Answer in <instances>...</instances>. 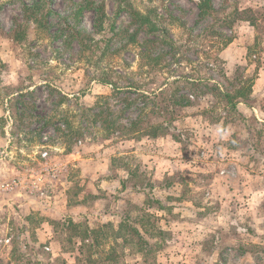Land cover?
Here are the masks:
<instances>
[{
    "label": "rangeland",
    "instance_id": "374dc122",
    "mask_svg": "<svg viewBox=\"0 0 264 264\" xmlns=\"http://www.w3.org/2000/svg\"><path fill=\"white\" fill-rule=\"evenodd\" d=\"M33 1L0 0V264H77L68 219L131 223L149 242L109 236L102 264H264V0H211L215 19L202 21L198 0H131L160 28L134 40L93 27L91 3L112 18L114 0H48L41 27L21 10ZM129 22L122 11L114 28ZM211 24L236 42L220 51ZM223 50L239 62L227 68ZM101 71L121 90L97 82ZM179 76L211 81L159 93ZM248 77L254 96L239 112L205 89ZM173 90L189 100L174 105ZM142 107L141 127L163 120L164 134L118 127Z\"/></svg>",
    "mask_w": 264,
    "mask_h": 264
},
{
    "label": "trees",
    "instance_id": "16d2710c",
    "mask_svg": "<svg viewBox=\"0 0 264 264\" xmlns=\"http://www.w3.org/2000/svg\"><path fill=\"white\" fill-rule=\"evenodd\" d=\"M33 1V0H32ZM115 3V9H114V15L112 18L107 16L105 13V7L104 3L102 4H93L91 3V8L94 11L93 14V27L95 28L96 32L99 33H111L114 37H120V39H129L134 40L138 31L140 29H147L149 33L156 32L160 28L157 24V19H152L149 14L152 10L149 8H146L144 10H139L135 7H133V4L131 0H114ZM50 5L48 3V0H37L31 2V4H24L23 8L21 9L24 15L25 19H31L37 27L42 26V21L44 20L45 16L50 12ZM125 12L127 15L131 18V22L124 26L122 29L115 30L114 28V22L115 17L120 12ZM197 17L200 21L208 19H215V8L213 7V3L211 0H198L197 2ZM245 20H248L246 18H243ZM132 24H136L133 32H129L130 26ZM208 30L212 28L211 32L212 36L217 38L215 41H212L213 44H218L219 50L221 51L224 46H226L230 41L231 38L227 37L223 31L215 30L214 27L211 25H207ZM27 29V24L16 22L14 25V28L11 33V38L15 42H20L22 39V36H25ZM162 29V28H161ZM165 30V29H162ZM163 33V32H162ZM159 36V34H158ZM163 36H165L163 34ZM171 43L170 39H163V44H167V42ZM94 42L98 43V40H94ZM151 45L152 43L157 42L156 40H150L148 41ZM152 42V43H151ZM80 44H84L82 40H80ZM220 58L218 56L215 57V59ZM156 60V59H154ZM221 60V59H219ZM238 73V71H236ZM223 75L225 74L222 72ZM221 73V75H222ZM103 75V76H102ZM104 75H108L107 72L101 71L100 74L95 75L97 77V82L99 83H108L113 84V90L119 91L121 90V87L117 86L114 81H111L110 79H105ZM182 76L173 78L171 81H165L163 79L162 86L165 84L163 88L160 89L161 86H159L157 89H159V93L162 95L165 91V88L172 89L173 85L180 84L181 82H187L188 80L193 86H196L197 88L198 84L201 82H208L211 81L210 78L208 79H201L199 78H192L189 79L188 77ZM252 78L248 77L246 80L239 78L237 79V85H233L232 89H227L226 87H222L218 83H212V84H206L205 89L206 91L212 90L218 92L219 95H222V97L225 100V105L228 106L229 110L239 112L240 106H249L250 100L252 98V88L251 84L247 81H250ZM156 89V90H157ZM136 90V89H135ZM139 97H141V100L146 104L148 103L147 99L148 97L145 96L144 91H137ZM154 96L157 94L152 93ZM146 97V98H144ZM174 105L181 104L182 100H189V97L186 95H177V93L173 90L169 96V99ZM142 102V101H141ZM145 107L140 108V113L137 115V118L135 120H130L128 123V126H125L122 123L118 124V127L122 128L125 132H128L133 127V132L142 131L143 134L149 136V137H156L158 135L164 134L166 132L164 121H158V120H150L146 124V126L141 127L142 122L141 120V114H144ZM95 117H98L101 120V123L105 124V128H109V126H113L114 124H117V120L111 119L108 120L106 116L101 115V111H99L97 114H95ZM159 116H154L153 119H157ZM264 125V121H262ZM140 126V127H139ZM68 229L71 233H69L68 242H72L71 238L72 236H79V245L76 247L78 255L76 257L77 264L83 261V264H102L105 262V260H112L111 257L105 256L107 253H103L101 251V246L104 243L105 240L109 239V236H113L114 239L122 238L123 243H129L131 246L133 244L137 246L138 248L141 247L142 244L148 245L149 242L143 234L138 230L137 227H135L131 223L126 222H120L118 225L114 226L112 223H105L98 225L94 228H91L89 226H83L82 228H79L80 225L78 223H74L71 219L67 220ZM59 223V222H57ZM60 224V223H59ZM144 227V224L143 226ZM112 249V248H111ZM109 253V252H108ZM111 258V259H110ZM112 262V261H111ZM116 262V261H113Z\"/></svg>",
    "mask_w": 264,
    "mask_h": 264
},
{
    "label": "crops",
    "instance_id": "0c3cea01",
    "mask_svg": "<svg viewBox=\"0 0 264 264\" xmlns=\"http://www.w3.org/2000/svg\"><path fill=\"white\" fill-rule=\"evenodd\" d=\"M234 42H236V40L234 41V40H232V42L230 41L229 43V47L230 46H232V44H234ZM247 44H249L248 43V41H247ZM226 50V49H225ZM225 50H223L222 52H221V57L224 59V60H226V65H227V68H229V67H232L233 65H235L236 63H238L239 62V60L237 59V57L236 56H232V57H228L227 58V56L224 58V52H225ZM238 50H239V52H241L242 51V49H240V48H238ZM244 60V59H243ZM242 62V61H241ZM240 62V63H241ZM253 96H254V90H253V92H252V98H253ZM241 110V109H240Z\"/></svg>",
    "mask_w": 264,
    "mask_h": 264
},
{
    "label": "built area",
    "instance_id": "2783aa9c",
    "mask_svg": "<svg viewBox=\"0 0 264 264\" xmlns=\"http://www.w3.org/2000/svg\"><path fill=\"white\" fill-rule=\"evenodd\" d=\"M12 181H13V180H12ZM12 181H11V182L9 181V182L5 183V184H4L5 187H7V188H9V187H13V186H12ZM13 184L16 185V184H17V181H13ZM9 189H10V188H9Z\"/></svg>",
    "mask_w": 264,
    "mask_h": 264
}]
</instances>
